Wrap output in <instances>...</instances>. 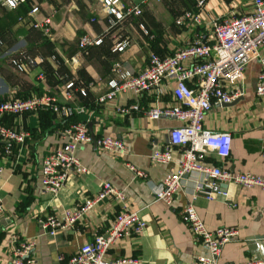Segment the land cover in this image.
<instances>
[{"label":"crops","instance_id":"obj_1","mask_svg":"<svg viewBox=\"0 0 264 264\" xmlns=\"http://www.w3.org/2000/svg\"><path fill=\"white\" fill-rule=\"evenodd\" d=\"M122 1L126 5H142L144 15L147 10L155 9L158 12L154 10L156 18L150 23L142 21L144 28L140 23L135 29L126 24V27L110 31L117 22L115 19L111 22L102 10L100 0H39L40 12L36 16L53 21L51 36L32 30L40 35V42H35L29 30L24 37L12 34L11 30L18 29L21 23L8 29L0 27V35L6 39L4 42L12 43L8 47L4 44L5 57L2 60L20 48L26 49L33 59L38 56L45 59L21 76L20 90L0 76V98H8L12 95H9L10 91H14L15 96L19 92L17 95L22 97L55 94L63 102L66 85L74 82L72 105L80 108L72 119H62L48 110L1 117L5 125L25 129L30 136L24 144L15 146L12 154H6L4 143L0 141V198L3 202L0 264H13L16 247L29 240L35 241L32 254L35 264H68L83 245L111 227L122 210L123 201L116 197L101 201L75 227L61 230L54 236L45 232L41 221L50 215L62 216L66 210L100 192L105 182H111L122 191L128 207L138 211L148 223L142 235L127 237L114 244L105 256L107 260L135 258L138 264H197L199 257L207 255L204 246L181 219L191 198L187 193L193 192L199 175L185 176V192L183 189L177 194L172 205L156 200V190L165 176L176 171L182 161L183 149L174 147L173 161L169 164L155 163L151 155L156 149L164 150L170 146L169 131L179 122L168 117L150 120L142 113L128 115L118 112V106L137 102L133 94H121L106 104H99L97 99L106 92L115 63L120 62L135 73H141L148 66L152 53L170 55L191 42L199 30L203 31L205 40L208 39L211 33L204 24L231 14H248L253 10L254 0H206L205 8L201 10L204 24L199 28L191 24L183 27L175 24L174 9L164 12L155 8L163 0ZM196 1L184 2L183 7L191 10ZM9 10L1 13L0 18ZM157 15L160 17L158 21ZM93 18L96 19L94 23ZM127 21L124 19L122 25ZM87 34L103 37V42L81 52L80 39ZM134 35L137 43L130 44L129 37ZM125 41L127 46L123 51L115 50ZM260 70L258 61L249 64L242 82L244 95L230 105L213 107L205 120V127L233 135L231 155L221 159L211 153L210 162L234 173L251 172L264 178V98L256 95ZM82 89L87 95L81 94ZM139 100L145 108L156 101L153 93L144 94ZM159 102L172 105L175 99L169 93ZM78 120L88 122L96 140L105 136L123 138L128 154L122 157L106 152L94 140L83 145L77 150V156L88 172L71 174L66 187L54 197L42 185V161L51 152L62 148L64 129ZM128 164L144 172L146 178L134 177ZM223 189L229 192L226 199L218 196L208 200L199 196L195 202L210 230L223 227L238 230V235L224 247L220 260L243 264L264 258V188L245 189L224 184ZM254 237H263L262 247L252 251L249 240Z\"/></svg>","mask_w":264,"mask_h":264},{"label":"built area","instance_id":"obj_2","mask_svg":"<svg viewBox=\"0 0 264 264\" xmlns=\"http://www.w3.org/2000/svg\"><path fill=\"white\" fill-rule=\"evenodd\" d=\"M24 0H4L14 9ZM102 10L115 20L128 17H141L140 5H126L122 0H100ZM206 0H197L194 10H185L176 20L178 26L203 25L201 10ZM38 5L32 7L29 16L34 20V29L51 36L53 21L50 18H37ZM143 28L144 26L141 25ZM211 33L205 40L203 31H198L191 42L177 48L170 55L152 53L148 66L135 73L122 63H115L112 78L106 92L97 101L106 104L121 94H133L137 102L128 106H118V112L128 115L144 114L150 120L164 117L173 118L178 126L169 131L170 146L164 150L156 149L151 159L158 164L173 161L174 147L183 149V159L174 172H169L156 190V200L172 205L177 194L184 189V178L188 174H198L199 180L193 192L187 193L191 198L184 207L181 219L189 227L194 238L207 251V255L198 258L197 264H234L220 260L224 247L238 235L233 227L210 230L201 218L196 200L204 196L213 200L218 196L229 197L223 189L224 184H235L245 189L264 188V178L251 172L234 173L208 160L211 153L225 159L231 155L233 135L230 132L209 130L205 120L217 105L232 104L244 95L242 82L250 63L258 61L261 70L258 75L256 95L264 98V0H254L253 10L244 15L231 14L214 18L204 24ZM103 37L95 38L89 34L80 39L79 48L86 52L90 46L100 45ZM127 42L119 43L115 50L123 51ZM5 57L4 42L0 38V60ZM38 60V61H37ZM43 56L33 59L26 49L12 56L11 63L21 72L34 68L44 62ZM64 101L55 94H38L31 97L12 95L0 100V141L4 143L6 154H12L15 146L22 145L30 133L25 129H15L5 125L1 117L5 115L22 116L42 110L51 111L62 119H72L80 108L72 105L75 83L66 85ZM82 95H87L85 89ZM153 93L155 102L150 107L141 106L140 98ZM171 93L175 99L172 105L159 104L160 99ZM64 145L47 155L42 161L41 181L44 189L54 197L66 187L71 174L84 175L88 168L77 156V150L90 143L93 138L89 124L78 120L70 123L63 131ZM98 146L122 157L128 154L125 140L120 137L105 136L96 140ZM264 158V150H263ZM136 178H146V174L136 166L127 165ZM185 192V189H184ZM116 197L123 206L111 227L103 234L97 235L91 242L83 245L68 264H138L135 258L107 260L109 249L117 242L131 236L142 235L148 227L146 220L138 211L131 210L126 204L122 191L117 190L111 182H105L100 192L89 197L62 216L50 215L42 220L45 232L56 235L59 231L75 227L83 216L101 201ZM3 202L0 198V212ZM16 241V240H15ZM35 241L21 242L13 254V264H35L33 249ZM243 264H264V258L252 259Z\"/></svg>","mask_w":264,"mask_h":264},{"label":"rangeland","instance_id":"obj_3","mask_svg":"<svg viewBox=\"0 0 264 264\" xmlns=\"http://www.w3.org/2000/svg\"><path fill=\"white\" fill-rule=\"evenodd\" d=\"M189 0H163V1H160V6H158V5H155V8L156 9H158L159 11L161 10V9H163L164 10V12L165 11H172L173 9H174V11H175V15H176V17H175V19L177 20V18L186 10L184 7H183V3L184 2H188ZM24 2H30L31 3V5H32V7H34V6H36L37 4H39V0H24ZM23 2V3H24ZM151 2H153V0L151 1ZM166 2V4H164ZM149 6H151V5H149ZM7 8H10V7H8V5L6 4V3H4V0H0V16L4 13V11L5 10H7ZM150 8V7H149ZM181 8H183V9H181ZM148 9V8H147ZM155 9H152V10H147V14L146 15H142L140 18H138V17H128V18H126V19H128V23H123V25H122V22L124 21V19H122V20H115V22H117L116 23V25H114V26H109L111 29H109L110 31L112 30V29H116V30H119L120 28H122L123 26H125L126 27V24H129L130 26H131V28H133V29H135V27H136V25L138 24V23H140L139 25H143V23H142V21H145L146 23H150V20L151 19H155L156 17H155V15H154V12L156 11H154ZM157 12V11H156ZM2 13V14H1ZM158 13V12H157ZM160 13H162V12H160ZM163 14V13H162ZM108 17H110L111 18V22H112V20L113 19H115V17H112V16H109V15H107ZM158 20H160V17L157 15V21ZM176 20H175V24H177L176 23ZM93 23L94 22H96V19H92L91 20ZM144 22V23H145ZM148 25V24H147ZM19 26V28L18 29H15V28H13L11 31H12V34L14 35V34H16V35H18L19 37H24V36H26L27 35V31L29 30V31H31V34H33V40L35 41V42H40V38L38 37V36H40L39 34H37L36 32H34L33 31V33H32V30H35L34 29V20L33 19H30V20H27V21H25V22H21V24L20 25H18ZM145 29L147 30V28H146V26H145ZM0 33H2V32H0ZM4 35V34H3ZM18 37V38H19ZM0 38L3 40V42H4V40H6V39H4V37H2V35H0ZM136 42L137 43V37H136V35H134V36H132V38L131 37H129V42H130V44H133V42ZM4 44H5V46L6 47H8L9 45H11V44H9L8 43V40L6 41V43L4 42ZM21 50H23V48H20V49H17V50H15V51H12L11 52V55H9L8 56V58L7 59H5V60H0V76H3V77H5V78H7L8 79V81L10 82V84L12 85V86H15L18 90H20L19 89V87H18V85H19V83L21 82L20 80H21V76L23 75V74H26L28 71H29V69L27 68L25 71H23V72H21V71H19L12 63H11V59H12V56L13 55H15V54H17V53H19ZM5 51V50H4ZM155 53V52H154ZM11 64V65H10ZM6 67V68H5ZM8 68V69H7ZM8 71H7V70ZM19 73V74H18ZM9 77H11L10 79H9ZM15 87H13V88H15ZM11 90H13V89H11ZM13 92L14 91H10V93H9V95L12 93V95H14L13 94ZM19 95V92L18 93H16V97H22V96H18ZM11 95V96H12Z\"/></svg>","mask_w":264,"mask_h":264},{"label":"trees","instance_id":"obj_4","mask_svg":"<svg viewBox=\"0 0 264 264\" xmlns=\"http://www.w3.org/2000/svg\"><path fill=\"white\" fill-rule=\"evenodd\" d=\"M197 2V1H196ZM142 8V15L144 13V7L140 5ZM32 8V5L30 2H24L20 4L18 7L14 9H10L6 15L0 18V27L1 29H8L14 25H18L21 22H25L27 20L32 19L29 16V12ZM192 10L196 11L195 5H192ZM5 98H0V100H3Z\"/></svg>","mask_w":264,"mask_h":264},{"label":"water","instance_id":"obj_5","mask_svg":"<svg viewBox=\"0 0 264 264\" xmlns=\"http://www.w3.org/2000/svg\"><path fill=\"white\" fill-rule=\"evenodd\" d=\"M224 105H230V104H224ZM92 138H93L94 141H96L95 136H92ZM262 239H263V237H254V238L249 240L250 243H251L250 244V248H251L252 251L253 250L255 251L257 249H261V247H262V243H261Z\"/></svg>","mask_w":264,"mask_h":264}]
</instances>
